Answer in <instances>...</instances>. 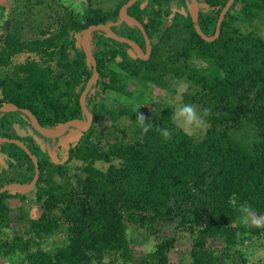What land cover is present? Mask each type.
Here are the masks:
<instances>
[{
  "label": "trees",
  "instance_id": "1",
  "mask_svg": "<svg viewBox=\"0 0 264 264\" xmlns=\"http://www.w3.org/2000/svg\"><path fill=\"white\" fill-rule=\"evenodd\" d=\"M9 1V16L0 24V105L30 110L49 130L84 115L80 95L93 68L80 42L89 26L114 25L121 29H113L120 36L145 44L138 27L120 26V9L129 0H84L82 11L61 0ZM144 1L128 11L146 29L151 58L133 59L129 45L102 31L94 33L90 48L99 77L86 97L94 124L62 146L65 161L54 162L48 150L35 143L34 137L46 139L25 114L0 112V137L25 143L38 157L40 169L32 191L41 211L28 216L25 224L13 225L10 201L24 202L28 196L0 194V256L7 263L18 258L27 264H172L169 251L175 238L158 242L153 252L136 258L129 224L156 236L160 227L170 225L190 232L189 264H233L236 255L243 254L237 247L245 242L264 249V38L243 30L256 19L264 24V0H235L213 42L196 32L190 0H147L143 7ZM198 1L200 28L213 36L228 0ZM171 14L175 22L164 28L163 20ZM134 80L166 92L175 82L187 83L182 105L197 107L205 130L185 132L175 124L173 105L153 98L149 113L109 107L104 96H130L126 86ZM140 114L152 125L147 132L136 119ZM124 115L136 121L129 139L112 141L110 129L102 132L96 126L106 117L114 125ZM26 125L33 135L22 128ZM160 128L168 130V138ZM34 175V164L20 146L0 142V188L29 183ZM251 211L257 223L246 221ZM56 233L64 239L45 248ZM215 242L222 247H213ZM241 259L237 264L245 263V256Z\"/></svg>",
  "mask_w": 264,
  "mask_h": 264
},
{
  "label": "rangeland",
  "instance_id": "2",
  "mask_svg": "<svg viewBox=\"0 0 264 264\" xmlns=\"http://www.w3.org/2000/svg\"><path fill=\"white\" fill-rule=\"evenodd\" d=\"M61 2L68 6L69 8L74 7L73 9L82 11L86 3L84 0H61ZM148 1L143 2V6L147 5ZM176 2L172 3V10L176 11L178 8L176 7ZM0 6H2L5 10L0 9V24L2 25L6 19V17L9 16V6L10 1L9 0H0ZM239 8V7H238ZM183 11V10H182ZM186 11V10H185ZM183 11V12H185ZM173 14L170 15L172 17ZM164 28L167 26L173 24L175 20L172 18L163 20ZM0 25V26H1ZM115 27V30L117 32H120L121 29L117 26L113 25V29ZM112 29V30H113ZM243 30L247 31H255L260 36L264 38V24L262 21L256 19L253 21V23H245L243 25ZM114 31V30H113ZM32 32V31H30ZM115 32V31H114ZM29 33V32H28ZM116 33V32H115ZM107 36V35H106ZM97 38L96 34H92L90 37L91 43L95 42ZM94 44V43H93ZM92 50L96 51V46L92 45ZM199 65V64H198ZM114 70H118L117 66H112ZM127 90L131 92V95L129 96H123L121 94H109L104 96V100L108 101V106L112 107L113 109H124L125 107H129L135 109V110H145L148 113L154 108L151 105L153 100H150L149 98H153L156 103H169L173 105L174 112L175 109L179 106H182V95L183 93L187 92L189 90V85L185 82H175L172 85L171 92H166L165 90L160 89L159 87H156L153 84H141L137 83V80L129 81L127 86ZM98 92V91H96ZM0 100H1V93H0ZM23 116H19L18 120L23 121ZM175 124L182 128L185 132L189 134H195L200 133L207 127L206 124H202L198 127L184 124L182 121H178L174 118ZM135 119L130 116H122L114 125L112 124V121L106 117L103 118V120H98L96 122V126L102 131H111V134L108 136L110 140H115L116 137H119L121 139L123 138H130L131 131L135 127ZM112 126V127H111ZM25 132L31 136L33 135V130L28 126L22 127ZM202 129V130H201ZM79 129L72 132L71 134L65 136L60 140V142H50L49 140H43L40 137H34V141L36 144H40L44 148L48 149L49 153H52V151L58 149L57 152V161L62 160L66 156V150L62 147L66 143L70 142L73 136H78ZM62 147V148H61ZM97 166H100L102 168H107V164H102L100 162L97 163ZM75 172L74 170V164H71V174ZM21 194H25L28 196V198L24 202H19V200H11L10 206L12 208L10 217L12 220L13 225L21 226L22 224H25L27 222L28 218L36 217L40 213V206L36 205L34 203V192L31 190L29 192H23ZM24 209V211H21V207ZM29 216V217H28ZM28 217V218H27ZM246 221L257 223L259 221V218L256 216L254 211L248 212L245 216ZM160 235H152L151 233L147 232L144 229L133 227L131 224H129V230H128V238L131 243V247L133 249L134 255L136 258H140L150 252H153L156 249V245L158 242L163 241L164 239L168 237L175 238V243L173 247L169 251V257L172 264H189L191 262V248L193 245V236L190 232H183L175 229V226H163L160 227V230L158 231ZM61 234L56 233L55 236L50 239L47 243L44 244V247L47 249L52 248V245L54 242H58L60 239H64L61 237ZM248 242V241H247ZM250 242V240H249ZM216 248H221L222 245L219 242H215L212 245ZM237 249L241 250L243 253L242 255L245 256L246 261L244 264H264V249H254L251 248L249 244L241 243L239 244V247ZM242 255L239 256V254L236 255V260L233 261V264L241 263L242 262ZM230 264H232V261H229ZM0 264H27V263H21V260L14 259L10 260L9 263H7L6 260H4L0 256ZM112 264V263H111ZM113 264H129L125 263L122 260H118L116 263Z\"/></svg>",
  "mask_w": 264,
  "mask_h": 264
},
{
  "label": "water",
  "instance_id": "3",
  "mask_svg": "<svg viewBox=\"0 0 264 264\" xmlns=\"http://www.w3.org/2000/svg\"><path fill=\"white\" fill-rule=\"evenodd\" d=\"M138 1L140 0H129L126 4H124L121 7L119 15L122 20L127 21L129 24H132L138 27L142 31L144 38H145V42L147 44L146 53H144L141 50L140 46L135 41L118 35L109 26L105 24L91 25L82 34L80 44L83 48V51L87 57L88 62L92 65V68H93L92 76L88 80L83 92L80 95V105L84 113L82 117L72 119L70 121H67L64 124H61L57 130H49V129L42 127L38 119L36 118V116L28 109H21L16 105L3 104V105H0V112H3V113L21 112L25 114L31 121L33 129L40 136L44 137L45 139H49V140L62 139L64 136H67L68 133L72 132L76 128L79 129L78 136L82 135V131L90 129V127L93 124V115H92V112L86 106V97L88 93L90 92V90L92 89V86L95 84V82L97 81L99 77V72L97 70V62L90 48V37L95 32L102 31L106 33L109 37L113 38L114 40L131 46L137 52V54L139 55L141 59L148 60L149 55H150V39L145 31L143 24L139 22L135 17L128 15V9L131 6H133L135 3H137ZM234 1L235 0H228L225 7L220 12L217 25H216L215 34L213 36H207L203 33L199 25V13H200L199 1L191 0L190 15L192 18L193 26L196 32L198 33V35L203 40L207 42H213L220 36L221 25L225 19L227 12L231 8L232 4L234 3ZM71 139H73V137ZM0 142L13 143V144L20 146L30 156L34 164V168H35V175L29 183L13 182V183L6 184L5 186L0 188V194L8 193V192L9 193H16V192L23 193V192H29L33 190V188L36 186L39 180V177H40L38 157L35 154H33L31 150L27 147V145L20 140L0 137ZM50 155L54 162H58L57 152H52L50 153ZM65 159H63L62 161H65Z\"/></svg>",
  "mask_w": 264,
  "mask_h": 264
},
{
  "label": "clouds",
  "instance_id": "4",
  "mask_svg": "<svg viewBox=\"0 0 264 264\" xmlns=\"http://www.w3.org/2000/svg\"><path fill=\"white\" fill-rule=\"evenodd\" d=\"M204 111L206 114L207 109H205ZM174 118L178 121H182L184 124L192 125V126H196V127L202 125L204 122L202 114L199 112L197 107L191 103H185L182 106L177 107L175 109V112H174ZM136 119L142 125L143 130L145 132H147L150 127H152L151 123L145 122V116L144 115H142V114L137 115ZM159 131L161 132V135L164 136L165 138L169 137V132L167 129L160 128Z\"/></svg>",
  "mask_w": 264,
  "mask_h": 264
},
{
  "label": "flooded vegetation",
  "instance_id": "5",
  "mask_svg": "<svg viewBox=\"0 0 264 264\" xmlns=\"http://www.w3.org/2000/svg\"><path fill=\"white\" fill-rule=\"evenodd\" d=\"M147 5H148V3H147ZM190 5H191V0H190V2H189V6H188V11H189V13H190ZM143 7H145V6H143ZM129 10V9H128ZM128 15H130V16H132V17H135V16H133L132 14H130L129 13V11H128ZM119 18H120V16H119ZM137 19V18H136ZM120 20L122 21V23L120 22ZM120 20H119V22L117 23V24H120L121 23V27L123 26V24L125 25H132V24H129L127 21H124V20H122L121 18H120ZM138 20V19H137ZM139 21V20H138ZM140 22V21H139ZM144 26V25H143ZM145 28V27H144ZM124 29V28H123ZM124 31V30H123ZM141 31V30H140ZM145 31H146V29H145ZM142 32V31H141ZM147 33V32H146ZM143 34V33H142ZM119 35V34H118ZM148 35V34H147ZM144 36V35H143ZM124 37V36H123ZM149 37V36H148ZM125 38H127V37H125ZM128 39H130V38H128ZM145 39V38H144ZM150 39V38H149ZM132 40V39H131ZM134 41V40H133ZM136 42V41H135ZM139 46H140V48H141V50L144 52V53H146V50H147V44H146V42H145V44H144V46H142V45H140L138 42H136ZM128 45V44H127ZM83 49V48H82ZM127 53L133 58V59H141L140 57H139V55L137 54V52L130 46V48L129 49H127ZM151 54H152V44H151V40H150V55H149V59L151 58ZM148 59V60H149ZM141 60H144V59H141ZM144 61H147V60H144ZM94 86V85H93ZM92 86V87H93ZM87 106V105H86ZM92 113H93V111H92ZM93 120H94V117H93ZM31 122V121H30ZM93 124H94V121H93ZM92 124V125H93ZM92 127V126H91ZM90 127V128H91ZM42 137V136H41ZM44 138V137H43ZM46 140H49V139H46ZM58 141L60 140V139H57ZM56 140H50V142H55ZM48 150V149H47ZM57 150V149H56Z\"/></svg>",
  "mask_w": 264,
  "mask_h": 264
}]
</instances>
